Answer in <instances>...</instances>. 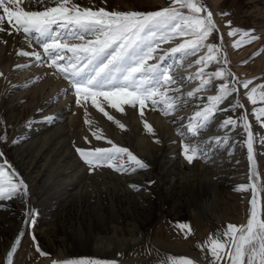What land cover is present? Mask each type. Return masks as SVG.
<instances>
[{"label":"rangeland","instance_id":"obj_1","mask_svg":"<svg viewBox=\"0 0 264 264\" xmlns=\"http://www.w3.org/2000/svg\"><path fill=\"white\" fill-rule=\"evenodd\" d=\"M45 2L46 0H43V2H39V0H24L21 7L25 11H37L33 9H37V6ZM201 2L213 13V21L218 29V31H215L204 43L218 44L222 48V52L218 54L221 57L219 63L213 62L205 68L204 71L210 73L225 67L223 57L226 55L228 61L226 70L231 72L240 82L252 80L253 83L249 85V89L247 90L237 85L238 92L230 96L224 104L220 106L223 107L229 99H232L233 103L230 106H224L226 109L224 111L222 110L223 112H217L215 119L211 123V127L200 134L199 138L203 149V156L195 159L191 164L181 155V136L177 134V129L184 128L188 123V118L192 117L195 111L202 107L200 100H197L195 97L189 98L186 94L196 88L200 83L198 79L189 80L188 78L194 77L201 67V65L195 64V60L207 53L206 48H201L196 55L186 58L181 55H169L163 62V66H171L172 70L170 74L177 81L172 87L180 88L179 93L170 94L183 95L184 100L188 101L180 110L173 112L169 116H164L161 114L160 108L153 109L151 105H149L144 109L143 117L140 115V109L138 107L135 109L132 108L135 117H133V113L130 110L131 107L128 106H125L124 113H118L116 117L109 112L110 115L114 116V119L124 124L125 128L121 130L110 121L112 126L122 131L121 141L113 139L112 134H114V132L106 133L104 130H101L103 136L120 147H126L143 161H145V159L139 154L138 149L131 141L136 128L134 122L138 121V124L142 126L140 127L141 129L139 128V136L150 137L152 141V149L150 152L157 156V160L156 162H152V164H148L149 167L144 170L132 172L129 169L128 172L118 173L105 166L90 172L88 166L80 159L76 152V148L111 146L107 143L106 139L96 140L93 137L92 132L95 131L94 128L90 130V144L83 140L81 141L82 143H80L74 138L70 141L69 146L66 145L64 147L65 143L61 144L64 150L70 148L71 152L66 154L64 150L57 151L55 147L56 143L64 142V140L60 141L59 138H56L49 141L51 142V147H43L41 153L37 155L36 151L40 146V141L49 136L50 131L46 130L44 127H35L36 122L33 120V122L30 121L24 131H22L21 125L19 124V117L21 115L19 112L23 110V105H20L14 110V116L12 118L6 117V111L3 112L0 106V137L6 136L5 140H0V152H3V156L0 157V163L6 160L8 164L12 166L11 170H14L18 176L24 180L28 189L27 196L17 195L12 199L0 201V264H6L7 252L11 250L13 242L17 239L18 233L22 229L24 235L17 247V251L13 254V264H35L42 258H48V264H51L52 260L62 262L78 259H94L100 261L101 264H105L106 261L100 257H96L94 252L76 253L72 248L76 243H81L83 240L89 243L92 236H97V234L105 235L100 228H97V221H103L106 218L105 214L109 215V213H111V208L113 206L110 204V198L114 199L115 209L119 214H123L126 209H129L132 217L128 218V222L131 225H139L140 229L143 231V235H141L139 241L127 245L125 248L115 253L117 259L131 260V262H125V264H160L167 256H183L190 258L183 254L167 253L153 245L152 242L155 231L158 230L159 227L165 226L166 223H168L170 228L172 226L171 229L175 232V228L179 229L177 227L178 223L189 224L191 228L190 233H188L187 230L179 229L178 233L181 234L176 233L175 236L171 235L170 238L171 240L179 239L180 241L191 242V245L195 247L198 246L199 248H201V245L204 244L210 235L214 236L216 234L214 233V229H209L208 234L202 235L201 238L197 236L192 229V225L195 224L196 219L189 214V209H194L196 203L200 201L203 202L208 197L213 199L211 194H207L210 188L198 182L190 187L191 189L183 186L184 191L181 193L177 192V177L180 175L184 177H189L190 175V177H193L194 174L199 173L198 168L201 164L205 165L211 172L218 173L213 177L219 182L217 188L222 199L219 203L223 202V204H225L223 208L230 209L235 201L244 199V197L248 195L244 221L240 225H246L247 219L251 215L252 205L250 202L253 199L251 184L255 183L257 187L256 212L258 218L264 219V117L257 119L253 115L254 107H264V102L259 101V93L261 91L259 85H264V0H201ZM75 3L79 4L81 7L92 8L93 10L105 8L107 11L149 12L169 7L171 5V0H75ZM55 4L56 3H53L54 6ZM182 11L187 14L186 9ZM222 13L229 14L222 15ZM2 14V10H0V15ZM201 15H203V13ZM228 21H231L232 28L253 30V34L259 38L240 48H233L232 44L234 40H238L240 37L228 36V32L230 31V27L227 25ZM4 25L11 28L6 21ZM221 37H223L222 40ZM92 38L91 36L86 37V39ZM21 39L27 43L26 48L28 50L29 48L34 50L39 47L35 40L32 42L33 40L26 39L25 37H21ZM187 39H192V37L177 36L171 40L161 42L157 50V55H163L171 48L178 46ZM68 42L79 43L80 41L69 40ZM254 53L259 54L253 55ZM34 68V72L37 69L40 70L38 75L40 74L45 78L47 83L55 80H64L62 75L55 73V70H49L50 68L45 64ZM28 73L29 72H27L25 76L28 75ZM18 75L19 74L16 73L13 78H10L9 85L19 83L20 79L18 80V78L20 75ZM27 80L28 79H26V81ZM66 82L68 84L67 88L71 89L67 80ZM224 82V80L213 79L209 88L197 95L202 96L204 98V103H206L207 96L216 94V87ZM228 82L231 84L232 77H228ZM252 87H257L258 89L256 94L258 103L255 106L247 100L245 95ZM71 90L69 94L72 96L71 100L72 104H74L76 103V97L74 95V90ZM237 98L240 99L244 108L233 109V104ZM5 101L6 106L19 104L17 94L15 93H9V97H7ZM87 103L89 104L84 106L91 105V101ZM84 106H81L83 114L85 113V109H83ZM188 109H191V111L185 116H181L180 119H169L167 122L171 125L174 134L175 141L172 143L168 141L169 143L163 144L155 128H153V133H148L144 128V122L149 113L156 117L158 116L166 119L172 118L178 113H182ZM25 113L26 112L22 115ZM245 113L249 121L250 131L253 133L252 162L248 159L246 143L248 134L242 128L236 129L238 132L237 138L240 139V142L237 144L234 141L231 142L230 139H223L224 142L217 143V138L215 137H204V133L211 131V129L212 131L215 130L214 132L216 133L228 130L233 131L231 127L221 129V122L229 117L239 120V116ZM181 118L184 119L181 121ZM123 119L128 122L127 125L123 122ZM217 121L218 125H215ZM94 126L98 128V123L95 122ZM157 140L159 143L156 142ZM209 140H211L212 143H208ZM13 141H15V143H13ZM174 145H176V148H174ZM70 155L73 157H69ZM74 156L81 165L86 166L87 178L96 174L98 170L108 169L112 174L127 177L134 176L135 174H144L150 169L154 177L145 176L142 180H135L138 183L129 182L128 187L130 191H132L131 193L121 192L119 190L114 191L113 189L110 193L105 190L101 191V204L99 203L98 195L95 193H91V196L82 198V200L75 199L72 194H65L66 189H64L61 183H54L61 178L71 177L70 174L73 171L68 169L65 170L66 173H60L58 177L52 178V174L56 172V168L58 167L56 161L64 159L61 164L68 165L74 160ZM178 158L184 159L186 163L179 166L177 161ZM164 165L166 168L163 171L162 166ZM250 172L255 173L254 179L250 176ZM103 175L105 174L103 173ZM201 176L202 175L199 174V177ZM243 177L245 179L240 181ZM50 179H53L54 182L50 181ZM235 179H237L238 182L237 180L235 181ZM105 180L117 184L115 177L109 179L108 176H105ZM150 182L154 183L150 184ZM156 185H158L160 190L158 193L152 191L155 190ZM240 185L248 186L247 190H237ZM62 189L64 191H61ZM99 205L102 213L99 211ZM26 210L34 211V225L26 223L27 218L24 216ZM225 224L224 226L233 223L225 221ZM116 226L118 227V225ZM119 227L123 230V235L127 237V223L123 221ZM219 227L218 225V228ZM109 232L108 230L107 233ZM118 235L121 236L120 234ZM33 236L35 240H33ZM37 246L41 251L46 253L45 256L40 255L37 251ZM59 251L63 252L64 255L59 256ZM194 261L195 264H204L197 260ZM115 264L122 263L115 262ZM209 264H213V261ZM215 264H227V261H216Z\"/></svg>","mask_w":264,"mask_h":264},{"label":"snow or ice","instance_id":"obj_2","mask_svg":"<svg viewBox=\"0 0 264 264\" xmlns=\"http://www.w3.org/2000/svg\"><path fill=\"white\" fill-rule=\"evenodd\" d=\"M23 2L24 0H0V10L3 13L0 15V32L6 31L3 27L6 21L11 26L9 34L14 30L17 34L22 32L26 39L31 40L34 37L42 52L21 50L17 55L32 57L38 63L42 58H47V67L55 69V73L62 75L74 90L78 106H84L91 101L93 108L103 113L121 130L125 125L114 119V116L105 110V105L118 113H124L125 106L133 109L138 107L142 117L144 109L149 105L153 109L160 108L164 116L180 110L188 101L184 100L183 95L170 94L179 93L180 88L172 87L177 81L170 74L171 66L165 67L163 62L169 55H181L186 58L196 55L201 48H206L207 53L195 60V64L201 67L194 77L188 78L198 79L200 83L186 94L189 98L195 97L200 100L202 107L188 118L184 128L177 129V134L181 136V155L189 164L203 156L200 134L211 127L216 113L221 111L220 106L238 92L237 85L247 90L253 83L252 80L240 82L226 70L228 64L226 55L223 57L225 67L210 73L204 71L213 62L219 63L221 57L218 54L222 52V48L218 44L204 43L218 29L213 21V13L201 0H171L169 7L149 12L107 11L105 8L93 10L81 7L75 0H56L54 7H47L43 11H25L21 7ZM184 9L187 10V14L182 11ZM227 25L230 27L229 37H240L234 40L233 48H240L259 38L253 34V30L232 28L231 21H228ZM87 36L93 38L86 39ZM177 36H191L192 39L185 40L163 55H157L161 42ZM69 40L80 42L69 43ZM228 77H232L231 84ZM213 79L225 82L219 84L215 89L216 94L208 95L207 102L204 103V98L197 94L207 90ZM259 89H261L259 101L264 102V85H259ZM257 91V87H252L245 93L247 100L254 106L258 103ZM235 108H244L239 98L233 104V109ZM85 111L87 113L86 108ZM253 115L257 119L264 117V107H254ZM183 119L181 118V121ZM85 124L92 125L93 121L86 118ZM229 127L233 131L242 128L248 134L246 142L248 159L252 162L253 133L250 131L247 114L240 115L239 120L229 117L220 124L221 129ZM144 128L148 133H153V128L147 122H144ZM92 135L96 140H107L99 130L93 131ZM5 139L6 136L0 137V140ZM85 141L91 143L88 137H85ZM156 142L159 143L158 140ZM216 142L224 141L217 138ZM107 143L111 146L76 148L80 159L88 166L90 172L105 166L118 173L128 172L129 169L135 172L149 167L126 147H120L111 140H107ZM208 143L212 141L209 140ZM2 156L3 152H0V157ZM11 169L12 166L6 160L0 163V201L28 194L24 180ZM250 176L254 179L255 173L250 172ZM247 187L240 185L237 190L246 191ZM251 190L252 210L246 225L228 224L222 232L210 235L201 245L202 251L207 247L213 257V264L225 260L227 264H264V219L258 218L256 212L255 183L251 184ZM24 216L27 218V224L34 225L33 210H26ZM177 227L191 232L187 223H178ZM23 235L22 229L11 250L7 252L6 264H13V254L17 251ZM37 251L41 256L46 255L38 246ZM51 264H101V262L94 259L62 262L52 260ZM160 264H195V261L183 256H167Z\"/></svg>","mask_w":264,"mask_h":264},{"label":"bare ground","instance_id":"obj_3","mask_svg":"<svg viewBox=\"0 0 264 264\" xmlns=\"http://www.w3.org/2000/svg\"><path fill=\"white\" fill-rule=\"evenodd\" d=\"M53 3H56V0H46L45 3H41L40 6H37V9L33 10L43 11L47 7H54ZM3 27L6 29V31L0 32V106L2 107L3 112L6 111V117L12 118L14 116V110L20 105H23V110L19 112L21 114L19 117V124L21 125L22 131H24L29 122L32 120L36 122L35 127H44L46 130L50 131L49 136L43 138V140L40 141V146L36 151L37 155L41 153L43 147H51V142L49 141H52L56 138H59L60 141L64 140V142L56 143L55 147L57 148V151H63L64 149H62L61 144L65 143L64 147L66 145L69 146L70 141H72L74 138L77 139L80 143H82V140L85 141V137H88L89 140H91L90 130H93V128L95 129V131L99 130L100 132L101 130H104L106 133L114 132V134H112L113 139L121 141L120 139L122 137V131L112 126L111 122L103 115V113L98 112L95 108L92 107V105H89L83 107V109H87V113L86 111H84L85 113L83 114L81 106H78L76 103L72 104V96L69 94L72 90L67 88L68 84L65 79L60 81L55 80L53 82L47 83L45 81V78H43L40 74L38 75V72L40 71L39 69H37L35 72L33 71L35 69L34 67L36 66L39 67L44 64L47 66V58H42V61L38 63L32 57L17 55V52L21 50L28 52H42V49L40 47H37L34 50H31L29 48L28 50L26 48L27 43L24 42L23 39H21V37H25L22 32L17 34L14 30H11V34H9V30L11 28L6 25H3ZM4 41H6V43ZM32 42H34V40ZM17 65H20L21 67L18 68ZM51 69L52 68H50L49 70ZM27 72L29 73L25 76ZM16 73L20 75H18V80L20 79L19 83L9 85L10 78H13ZM26 79L28 80L26 81ZM9 93L17 94V100L19 104L11 106L5 105V100L7 99V97H9ZM232 103V99H229L224 106H230ZM224 106L221 107V111H224L226 109L224 108ZM105 110L113 114L115 117L118 114V112H116L114 109L108 108L106 105ZM130 110L133 113V117H135L134 110L132 108H130ZM190 111L191 109H188L183 111L182 113H178L172 118L166 119L158 116L156 117L153 114L149 113L145 122L150 124L152 128L156 129L163 144H167L169 142L172 143L175 141V139L171 125L167 123L168 120L180 119L181 116H185ZM24 112L26 113L22 115ZM38 114L40 115L37 116ZM86 118L92 120L94 123L92 125L85 124ZM95 122L98 123V128L94 126ZM123 122H125L126 125L128 123L124 119ZM216 124L218 125V121L215 123V125ZM134 125L136 126V128L132 135L131 141L138 149L139 154L143 156L147 164L156 162L157 156L153 155L150 152L152 149V141L150 140V137L139 136V128L142 126L141 124H138V121L134 122ZM214 131H212L211 129V131L204 133V137H215L222 140L226 138L230 139L231 142L234 141L236 144L240 142V139L237 138V130L222 131L220 133H216ZM174 148H176V145H174ZM70 152V148L64 150V153L66 154ZM69 157H71V155ZM63 161L64 159H62L61 161H56L58 163V167L56 168V172L52 174V178L58 177L60 173H66L65 170L68 169L70 171H73L70 174L71 177L61 178L56 182H54L53 179H50V181L54 182L55 184L61 183L64 189H66L65 194H72L75 199L82 200V198L91 196V193H95L98 195L100 204L102 199L100 196L101 191L105 190L110 193V191L113 189L114 191L119 190L121 192L131 193L132 191H130L128 187L129 182L138 183L136 181L142 180L145 176H150L151 178L154 177L150 169L144 174H135L131 177L112 174L108 169L98 170L96 174L87 178L88 174L86 172V166L81 165V163L78 162L75 156L74 160H72L68 165L61 164V162ZM177 161L179 166L183 163H186V161L181 158H178ZM165 168V165L162 166L163 171ZM198 171V174H192L193 177H190V175L189 177L180 175L176 180L178 193L184 191L183 186L190 188L198 182H200V184L207 185V187L210 188L207 194H211L213 199L208 197L203 202L200 201L199 203H196V207L194 209H189V214L192 215L194 219H196L195 224L192 225L194 233L201 238L202 235L208 234L209 229H214V233L216 234L218 232H222L226 228V226H224L225 221H229L233 223V225L237 226L243 223L248 195L244 197V199L235 201L234 204L231 205L230 209H225L223 208L225 204H223V202L219 203L220 201H222L217 188V184L219 182L218 180L214 179L215 175H217L218 173L211 172L210 170H208V168H206L205 165L202 164L199 166ZM103 173L105 175H103ZM199 174H201L202 176L199 177ZM105 176H108L109 179H113V177H115L117 180V184L113 182H107L105 180ZM244 179L245 178L243 177L240 179V181ZM236 180L237 179H235V181ZM153 183L154 182H150V184ZM190 189L189 191L191 192ZM61 191L64 190L62 189ZM152 191L154 193H158L160 191L158 185H156L155 190ZM110 204H112L113 206L111 208V213H109V215L105 214L106 218L103 221H97V228H100L102 233L104 232L105 235L103 236L97 234V236H92V239L89 243L83 240V242L81 243H76L72 249L76 253L94 252L96 257H100L106 262H118L125 264V262H131V260H119L115 256V253L122 250L127 245L134 244L135 242L139 241L141 235H143V231L140 229L139 225H131L128 222V218L132 217L129 209H126L123 214H119L115 209V201L113 198H110ZM99 211L102 213L100 205ZM123 221L127 223V237L123 235V230L119 227V225H121V222ZM116 225H118V227ZM218 225L220 226L219 228ZM171 228L168 223H166L165 226L159 227L158 230L155 231L152 244L167 253L183 254L204 264H209L211 263V261H213V257L208 252L207 247H204L205 249L202 251L198 246L195 247L191 245V242H185L183 240L180 241L179 239L171 240L170 236H175L176 233L179 232V229L175 228V232ZM108 230L110 231L109 233H107ZM118 234H120L121 236H119ZM58 255L62 256L64 254L63 252L59 251ZM48 260V258H42L35 264H46Z\"/></svg>","mask_w":264,"mask_h":264}]
</instances>
